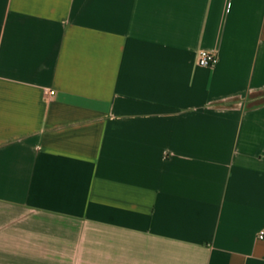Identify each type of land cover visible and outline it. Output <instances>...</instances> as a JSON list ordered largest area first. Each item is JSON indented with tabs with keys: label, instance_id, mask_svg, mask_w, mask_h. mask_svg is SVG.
<instances>
[{
	"label": "crops",
	"instance_id": "crops-1",
	"mask_svg": "<svg viewBox=\"0 0 264 264\" xmlns=\"http://www.w3.org/2000/svg\"><path fill=\"white\" fill-rule=\"evenodd\" d=\"M261 231L264 0H0V264H264Z\"/></svg>",
	"mask_w": 264,
	"mask_h": 264
},
{
	"label": "built area",
	"instance_id": "built-area-1",
	"mask_svg": "<svg viewBox=\"0 0 264 264\" xmlns=\"http://www.w3.org/2000/svg\"><path fill=\"white\" fill-rule=\"evenodd\" d=\"M217 62V57L214 54L200 50L197 54V65L205 68H212ZM50 95H53L54 92L50 91ZM257 239L264 240V231H261L257 235Z\"/></svg>",
	"mask_w": 264,
	"mask_h": 264
}]
</instances>
